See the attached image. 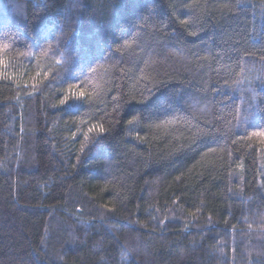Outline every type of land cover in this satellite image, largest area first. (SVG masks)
Wrapping results in <instances>:
<instances>
[{
	"label": "trees",
	"instance_id": "16d2710c",
	"mask_svg": "<svg viewBox=\"0 0 264 264\" xmlns=\"http://www.w3.org/2000/svg\"><path fill=\"white\" fill-rule=\"evenodd\" d=\"M0 60V264H264V0H0Z\"/></svg>",
	"mask_w": 264,
	"mask_h": 264
},
{
	"label": "snow or ice",
	"instance_id": "6c2138e0",
	"mask_svg": "<svg viewBox=\"0 0 264 264\" xmlns=\"http://www.w3.org/2000/svg\"><path fill=\"white\" fill-rule=\"evenodd\" d=\"M53 2H54V0H53ZM183 22V21H182ZM62 31H63V29H62ZM3 65V61L2 60H0V66H2ZM69 92H72V90L71 89H69ZM84 92H80L79 93V95H75L74 93H73V97H71V98H74L76 101H81L82 100V98L84 97ZM70 100V96L69 95H65L64 96V98L63 99H61L60 100V105H66L67 103H68V101ZM73 106H76L75 104L73 105ZM134 121L133 120H129L128 121V123L129 124H132ZM98 128V130H99V133H103L104 132V128L102 127V126H99V125H94L93 127H90L89 129H88V133H91V132H93L95 129H97ZM251 135L252 136H258V137H262V138H264V130H261V131H253L252 133H251ZM85 139L87 140L88 139V136H87V134H85Z\"/></svg>",
	"mask_w": 264,
	"mask_h": 264
}]
</instances>
